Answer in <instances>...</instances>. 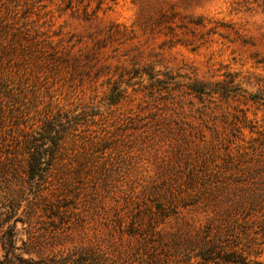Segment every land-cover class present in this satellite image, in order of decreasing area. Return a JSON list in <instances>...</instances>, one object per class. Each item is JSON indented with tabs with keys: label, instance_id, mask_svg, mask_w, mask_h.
<instances>
[{
	"label": "rangeland",
	"instance_id": "rangeland-1",
	"mask_svg": "<svg viewBox=\"0 0 264 264\" xmlns=\"http://www.w3.org/2000/svg\"><path fill=\"white\" fill-rule=\"evenodd\" d=\"M232 253L264 264V0H0V264Z\"/></svg>",
	"mask_w": 264,
	"mask_h": 264
},
{
	"label": "trees",
	"instance_id": "trees-1",
	"mask_svg": "<svg viewBox=\"0 0 264 264\" xmlns=\"http://www.w3.org/2000/svg\"><path fill=\"white\" fill-rule=\"evenodd\" d=\"M201 23V22H199ZM193 91L199 94H204L206 93V88L205 87H198L195 83L192 84ZM45 130V129H44ZM45 136L42 137L44 140H51L50 137V130L47 129L44 131ZM60 138L58 139V142H53L55 145H59ZM27 146V154H28V166L26 167V174L28 178L34 183V186H37L39 184L38 181L43 180L45 174L47 173V169L43 167V160L45 157L47 159H51L53 155L55 154V151H47L43 148L42 143H40V140L38 139H33L28 142ZM224 261L226 262H232L235 264H246L244 261V258L238 254H226L224 257ZM22 264H62V262L58 261H46V260H41L37 262H28V261H23ZM63 264H84L82 261H77V260H72L71 262H64Z\"/></svg>",
	"mask_w": 264,
	"mask_h": 264
}]
</instances>
